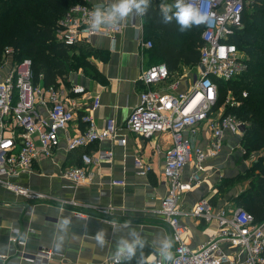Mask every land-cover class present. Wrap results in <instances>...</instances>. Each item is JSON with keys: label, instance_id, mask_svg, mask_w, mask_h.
<instances>
[{"label": "crops", "instance_id": "1", "mask_svg": "<svg viewBox=\"0 0 264 264\" xmlns=\"http://www.w3.org/2000/svg\"><path fill=\"white\" fill-rule=\"evenodd\" d=\"M92 1L107 6L113 2ZM174 3L175 0H151L144 16L129 15L118 23L122 30L111 38H89L83 43L92 52L86 67L69 74L63 83L57 82L55 88L65 98L71 97L67 92L70 84L84 88L85 94L78 99L85 103L98 97L99 106L90 113L96 128H102L107 120H112L119 129L125 125L144 90L140 81L143 72L158 64L168 68L158 55L155 44L159 41H168L169 46H176L182 55L175 70L169 72L168 82L158 89L167 91L169 84L177 81L176 92H185L201 72L199 28L192 26L181 31L175 19L170 24L161 22V6ZM141 41L151 42L155 47L143 48ZM196 54L197 62H193ZM78 116L67 126L69 135L77 134L83 128ZM2 135L8 137V131L4 130ZM242 136H226L220 154L204 162L203 182L181 195L177 204L180 212L190 210L206 198L215 214L224 211L230 217L233 211L241 209L239 196L264 181V172L244 165L247 162L243 157L247 153L241 144ZM118 137L126 138V144L121 146L115 141L102 140L69 153L58 150L51 158L35 159L24 170L8 178L14 186L42 197L28 200L0 187V264H32L20 256H32L40 251L52 252V262L56 264H105L114 258L119 259L120 264L128 256L127 251L120 253L126 244L144 250V261L157 253L172 252L173 242L171 249H164V243L172 241V236L160 213L167 194V182L162 176L164 153L171 145V137L167 132L146 138L125 131H118ZM197 139L198 146L206 149L208 134L203 131ZM105 152L111 153L109 161L85 168L88 181L73 185L60 177L66 167L81 165V154L97 157ZM258 152L256 157L262 160L264 168V152ZM135 157L150 166L145 176L137 174ZM247 169L255 174L244 176ZM190 173L191 167L187 166L182 180ZM221 178L231 180V187H235L230 196H226L230 185L216 184ZM113 181H122L123 185H111ZM179 223L185 229L186 245L194 250L205 244L217 229L215 221L205 223L186 215ZM101 231L104 232L103 245L96 239ZM12 239L23 245L12 243ZM223 248L234 253L226 246Z\"/></svg>", "mask_w": 264, "mask_h": 264}, {"label": "built area", "instance_id": "2", "mask_svg": "<svg viewBox=\"0 0 264 264\" xmlns=\"http://www.w3.org/2000/svg\"><path fill=\"white\" fill-rule=\"evenodd\" d=\"M264 0H191L209 18L200 25L199 65L196 80L185 92H176L178 82L169 84L167 91L158 86L169 80V72L162 64L149 67L140 77L144 90L139 94V103L120 129L112 120L103 127L94 126L91 112L99 106L98 97L89 103L80 100L85 94L80 85L70 84L65 98L53 86L43 87L33 83L30 76V61L15 60V51L4 48L0 52V187L16 196L28 200L40 199L41 194L30 193L14 186L8 178L24 170L33 160L51 158L56 151L65 153L85 147L94 142L109 140L125 145L126 138H119L118 131L150 137L154 133L167 132L171 145L164 153L162 176L167 182L160 213L172 236L173 259L166 261L162 253L147 257L143 264H264V222L255 224L253 218L243 209H237L226 216L225 212L214 213L209 200H199L193 208L180 212L177 204L181 195L203 182L201 171L206 160L216 158L223 147L226 136L243 134L247 123L227 108H238L242 103L228 92L222 104L214 109L218 100V86L215 80L224 82L236 79L247 69L248 56L231 42L232 36L243 29L245 10ZM103 2L80 0L72 4L58 20L55 35L58 42L66 46L87 43L93 36L112 37L122 27L102 25L99 30L90 27L91 14ZM143 48H152L151 42H140ZM170 90V92H168ZM247 96L242 92V98ZM78 113L81 115L78 116ZM83 125L77 134L69 135L67 126L77 119ZM8 131V137L2 132ZM209 136L206 149L196 143L199 133ZM61 136V138H60ZM111 153L105 152L92 157L80 155V166H69L61 172V178L73 185L89 180L85 168L100 161H109ZM137 174L145 176L150 166L139 157L134 158ZM190 166L191 173L182 180L184 169ZM111 185L121 186L122 181ZM240 210L239 215L236 212ZM202 219L205 223L215 221V234L200 248L190 249L184 240L185 229L179 223L182 216ZM12 243L23 245L21 242ZM234 250L228 253L223 247ZM54 254L40 251L32 256L21 255L32 264L53 263ZM114 258L105 264H118Z\"/></svg>", "mask_w": 264, "mask_h": 264}, {"label": "trees", "instance_id": "3", "mask_svg": "<svg viewBox=\"0 0 264 264\" xmlns=\"http://www.w3.org/2000/svg\"><path fill=\"white\" fill-rule=\"evenodd\" d=\"M79 1L0 0V52L8 46L15 51L16 61L28 59L34 84L39 81L43 87H56L58 81L63 83L69 74L86 67L92 53L87 45L66 46L58 42L55 35L58 20L69 6ZM251 9L252 12L245 10L243 14V29L231 38L237 49L248 56L247 69L236 79L215 80L219 91L214 106L218 108L228 92L242 101L238 108H227L225 114H235L247 123L241 140L247 154L264 152V1ZM155 46L158 55L167 63L168 72L175 70L181 50L169 46L165 40ZM197 58L196 54L192 61L197 62ZM242 92L247 93L245 98ZM253 169L264 172L261 163L253 165ZM238 206L250 214L255 224L263 222L264 181L238 199ZM143 251L135 248V254L130 259L127 256L120 264H143Z\"/></svg>", "mask_w": 264, "mask_h": 264}, {"label": "clouds", "instance_id": "4", "mask_svg": "<svg viewBox=\"0 0 264 264\" xmlns=\"http://www.w3.org/2000/svg\"><path fill=\"white\" fill-rule=\"evenodd\" d=\"M151 0H113L107 7L102 9L97 6L91 14L90 27L92 30H99L102 25L115 26L131 14L136 16H144L149 7ZM175 9V11H173ZM209 18L207 13L202 12L196 7L191 0H175L173 5L161 6V22L170 24L173 19L180 26V30H186L193 25H200L206 22ZM97 241L104 244V232L101 231L97 237ZM172 241L168 240L164 243V249H171ZM127 251L128 258L135 254V247L131 244H126L125 248L120 249V253ZM164 259L171 261L173 259L171 251L163 252Z\"/></svg>", "mask_w": 264, "mask_h": 264}, {"label": "rangeland", "instance_id": "5", "mask_svg": "<svg viewBox=\"0 0 264 264\" xmlns=\"http://www.w3.org/2000/svg\"><path fill=\"white\" fill-rule=\"evenodd\" d=\"M248 11L250 12H252L253 10L250 8V9H248ZM8 19V18H7ZM5 20H3V22H4ZM6 22V21H5ZM7 48H10V47H8V46H6ZM5 48V47H4ZM3 48V49H4ZM87 55V54H86ZM257 154H259V152H252V153H250V154H246L245 156L246 157H243L245 160H246V162H247V164H244L248 169L249 168H253V165H255V164H259V163H261L260 162V160H259V158L258 157H256V156H259V155H257ZM248 158H250V160L248 159ZM262 161V160H261ZM253 164V165H252ZM248 169L243 173V175L244 176H248V175H250V176H252V175H254L255 173H254V171H249L248 172ZM216 184H218V186H221L222 184H225L226 186L227 185H230V189H228V190H230V192H227V194H226V196H228V194L229 193H233V188H235L234 186H232L231 187V184H232V182H231V180H228L227 178H221V179H219L218 181H217V183ZM244 195V194H243ZM243 195H241V196H239V197H242ZM229 196H230V194H229ZM222 198V197H221ZM233 198V196H231L230 197V199H232ZM234 201V200H233ZM236 201V200H235Z\"/></svg>", "mask_w": 264, "mask_h": 264}, {"label": "water", "instance_id": "6", "mask_svg": "<svg viewBox=\"0 0 264 264\" xmlns=\"http://www.w3.org/2000/svg\"><path fill=\"white\" fill-rule=\"evenodd\" d=\"M200 69H201V71H203V68H202V66H200ZM241 213V211L240 210H238L237 212H236V214L237 215H239Z\"/></svg>", "mask_w": 264, "mask_h": 264}]
</instances>
